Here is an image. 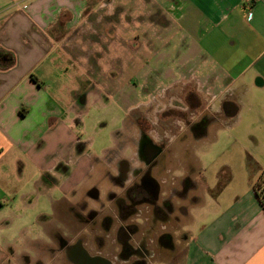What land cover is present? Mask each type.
<instances>
[{"label": "crops", "instance_id": "obj_1", "mask_svg": "<svg viewBox=\"0 0 264 264\" xmlns=\"http://www.w3.org/2000/svg\"><path fill=\"white\" fill-rule=\"evenodd\" d=\"M97 92L170 138L175 173L158 179L162 191L187 174L194 184L185 201L172 199L186 208L175 212L174 250L162 245L148 264H264L253 189L264 164L255 157L237 176L188 170L200 169L190 151L215 125L195 133L204 116L251 118L264 150V0H0V264H53L60 237L76 236L71 207L104 169L75 135ZM168 109L177 116L160 119ZM110 214L114 244L120 221ZM141 217L147 228V209Z\"/></svg>", "mask_w": 264, "mask_h": 264}, {"label": "flooded vegetation", "instance_id": "obj_2", "mask_svg": "<svg viewBox=\"0 0 264 264\" xmlns=\"http://www.w3.org/2000/svg\"><path fill=\"white\" fill-rule=\"evenodd\" d=\"M228 110L225 104L222 111ZM176 116L177 111L168 109L160 119ZM220 118L219 115L204 116L192 129L199 133L206 123L216 125ZM158 123L162 125V120ZM123 128L124 140L119 144L118 136L113 147L106 151V158L97 160L103 164V173L85 191L84 199L71 207L78 227L76 236L60 237L58 244L69 264H148V260L160 254L162 245L168 252L174 250L175 226L179 220L175 212L184 213L186 208L176 207L172 199L179 196L185 201L188 189L194 184L187 174L181 179L180 189L170 186V182L167 190L162 191L158 179L175 173L167 168L174 149L170 138L162 134V126L149 124L144 116L128 114L122 119ZM200 172L197 173L201 175ZM162 194L165 196L161 198ZM145 209L149 212V223L141 229ZM112 210L120 221L114 244L108 239L113 224ZM157 223L165 226L159 233ZM179 239L185 241L186 234H180ZM87 258L91 261L86 262Z\"/></svg>", "mask_w": 264, "mask_h": 264}, {"label": "rangeland", "instance_id": "obj_3", "mask_svg": "<svg viewBox=\"0 0 264 264\" xmlns=\"http://www.w3.org/2000/svg\"><path fill=\"white\" fill-rule=\"evenodd\" d=\"M249 102L250 98H245L240 103L244 111L249 108ZM78 112L77 118L81 123L76 129L75 135L82 143L84 154L106 158L103 154L108 150L105 151V149H111L118 136L119 144L124 140V128L121 130L124 113L117 102L107 96L99 95L98 92L95 95H90L87 104L83 108H79ZM251 121L249 117L240 119L233 117L226 122L212 126L210 134L199 143L194 144L190 151L198 158L200 169L189 164L188 170L190 172L200 170V173L208 178L217 172L220 176L226 172L237 176L254 170L257 164L253 161L256 158H259L260 162L264 164V150L255 140L256 134L252 130ZM21 212H23V208L20 205L18 213ZM32 214L36 217V213ZM179 236V234L176 235L178 241H180ZM54 248H51L49 253L59 251ZM53 264H69V262L63 257Z\"/></svg>", "mask_w": 264, "mask_h": 264}, {"label": "trees", "instance_id": "obj_4", "mask_svg": "<svg viewBox=\"0 0 264 264\" xmlns=\"http://www.w3.org/2000/svg\"><path fill=\"white\" fill-rule=\"evenodd\" d=\"M253 189L257 199L259 200L264 210V171H261V174L253 183Z\"/></svg>", "mask_w": 264, "mask_h": 264}, {"label": "water", "instance_id": "obj_5", "mask_svg": "<svg viewBox=\"0 0 264 264\" xmlns=\"http://www.w3.org/2000/svg\"><path fill=\"white\" fill-rule=\"evenodd\" d=\"M83 101L82 102H84V96H82V98H81ZM85 261L86 262H90L91 261V259L90 258H87V259H85Z\"/></svg>", "mask_w": 264, "mask_h": 264}]
</instances>
